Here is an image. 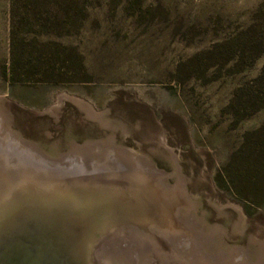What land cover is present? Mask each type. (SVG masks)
I'll list each match as a JSON object with an SVG mask.
<instances>
[{
    "label": "rangeland",
    "instance_id": "rangeland-1",
    "mask_svg": "<svg viewBox=\"0 0 264 264\" xmlns=\"http://www.w3.org/2000/svg\"><path fill=\"white\" fill-rule=\"evenodd\" d=\"M79 2L80 22L59 12L50 33L34 24L19 33V65L48 48L56 52L54 74L20 70L12 80L10 0H0V107L26 143L48 160L60 159L53 164L30 153L26 166L47 167L44 175L75 173L86 185L101 186L126 173L112 147L133 152L170 174L169 186L180 173L186 182L192 208L174 213L190 211L191 218L179 222V232L169 227L170 235L182 233L178 239L166 231L158 236L167 264H233L235 248L251 252L241 255V264H260L264 209L236 198L216 176L244 136L264 125V108L239 114L231 108L238 88L264 69V0ZM79 149L97 160L66 158ZM109 236L98 247L99 264L149 263L141 256L147 243L135 242L136 254L130 237Z\"/></svg>",
    "mask_w": 264,
    "mask_h": 264
},
{
    "label": "bare ground",
    "instance_id": "bare-ground-1",
    "mask_svg": "<svg viewBox=\"0 0 264 264\" xmlns=\"http://www.w3.org/2000/svg\"><path fill=\"white\" fill-rule=\"evenodd\" d=\"M10 125V117L7 115L6 110L1 109L0 107V164L3 162L4 166L7 165L11 167H4L3 171L0 173V189H2L6 184L7 186L10 185L11 181L10 177L8 176L10 173H13L15 177L17 174H19L17 177L27 176L31 178L33 177L37 180H41L42 178H46L48 176L44 175V173L40 172V170H37L36 167L29 168L26 166L24 157L25 155H30V153H38L39 156L45 158L46 160L48 159L38 148H36V146L26 143L21 138V136L16 133L14 129H12ZM111 144L113 146L114 141L111 142ZM101 145L102 144H100V146ZM112 148L115 151L112 153V155L117 156V151L121 153L118 155V160L122 162L123 165L120 166L121 168L119 171L125 170L126 172L122 173V175L119 172L121 179L118 180V183L116 184L109 183L103 184L106 186H97L99 183L96 182L93 184L88 183L86 185L81 179L82 176L75 173L63 174L54 170L53 174L60 176L58 180H75L77 182L76 183L74 181L76 184L81 183L78 184L81 185V187L75 186L70 191L74 193L76 192V194H81V196L85 195V199H88L89 205L93 203V198L100 202L98 207L93 206L91 210V215L94 216L92 217L89 215L90 220L92 218L93 220H98V222L100 221V223L94 224L95 228L100 226L99 234L97 233L98 245L96 247V253L98 252V247H100V245H103L104 247L107 246L108 243H106V241L109 240V235L115 234L116 236H124L125 239H127L126 236L128 238L130 237V241L134 243L131 244V246L136 254H138L140 250L137 246H134L135 242L136 245L138 243L140 246L147 243L146 248H149L143 250V254H141V256L143 259H146V262H149L148 264H167L169 259L166 260L164 255L161 256L159 247L161 240L158 236L161 235V232L164 233V231H166L169 234V239H178L181 237L182 233L177 236L170 235L172 232L169 230V227L174 231H178L181 226V221L184 222L185 218H191V213L189 210L192 208V206H189V204L186 203V200H190V197L187 193L186 182L180 173L179 182L174 187H171L167 183L171 177L170 174L158 171L155 165L151 164L146 159H140L139 157H136L133 152L122 149L118 150L114 147ZM79 150L81 151L75 150V155L69 154L66 156V158L74 159L75 157V159H82L85 157V161L88 160L90 162L97 160L96 158L91 157L90 152H85V149ZM100 151L103 152L104 150L102 149ZM86 155H90L91 160ZM100 160L101 157L98 158L99 162ZM48 161L54 164L59 162L60 159ZM83 164L86 166L84 162ZM134 166L139 171L140 167L143 170L139 173L131 171L134 169ZM90 168L91 171L89 174L92 172V167L90 164L87 165V169ZM37 171H39V173H35ZM37 174L41 177V179H39L38 176L36 178ZM59 174H62V176ZM18 179L20 180V178ZM56 184L58 186L60 185L58 182H56ZM190 204L192 205L191 201ZM185 205L189 206V210L187 209L189 214L187 212L185 217L180 216L178 213H174L176 210H181L183 207H185ZM143 221L150 222L149 224L144 225ZM181 227H184V225ZM90 228H93V224L90 226ZM166 228H168V230H165ZM261 247L262 249L260 253V259H262L260 264H264V244ZM102 249L99 252H101ZM231 252V255L236 254V260L233 264H241V255H244L245 257H251V252L249 250L235 248ZM99 256V254L98 256L95 254V257L97 258L96 261L98 262L97 264H99ZM102 259L103 258H101V260ZM249 262L250 264H253L250 260Z\"/></svg>",
    "mask_w": 264,
    "mask_h": 264
},
{
    "label": "water",
    "instance_id": "water-1",
    "mask_svg": "<svg viewBox=\"0 0 264 264\" xmlns=\"http://www.w3.org/2000/svg\"><path fill=\"white\" fill-rule=\"evenodd\" d=\"M37 170L50 172L44 166ZM50 175L41 179L37 174L41 180L19 176L20 181L8 174L10 185L0 189V264L98 263L100 226L94 224L100 221L89 215L100 202L93 198L89 205L85 195L70 191L81 183Z\"/></svg>",
    "mask_w": 264,
    "mask_h": 264
},
{
    "label": "trees",
    "instance_id": "trees-1",
    "mask_svg": "<svg viewBox=\"0 0 264 264\" xmlns=\"http://www.w3.org/2000/svg\"><path fill=\"white\" fill-rule=\"evenodd\" d=\"M79 1L10 0L12 59L10 75L12 80L16 78L20 70H25L26 75L36 72L37 75L51 77L54 74L56 52H52L48 48L44 49L37 59L28 60L23 65H19L23 61L17 59V49L22 46L19 41V33L30 24H34L39 32L50 33L51 30L58 28L59 12L67 16L71 23L80 22L84 8ZM260 10L264 12V4ZM262 36L264 37V31ZM66 50L63 49L61 54H66ZM32 54L34 53L32 52ZM68 61L71 64L75 61L72 53ZM64 62L62 60V63ZM251 63H254V59L251 60ZM231 108L236 110V114L251 109L258 111L260 108H264V69L253 83L238 88L234 94ZM216 180L225 184V190L236 198L264 209V125L244 136L241 147L231 156L229 163L217 173Z\"/></svg>",
    "mask_w": 264,
    "mask_h": 264
}]
</instances>
